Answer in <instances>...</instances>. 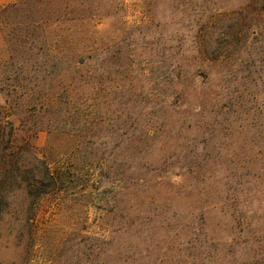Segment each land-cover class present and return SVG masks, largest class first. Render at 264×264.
Instances as JSON below:
<instances>
[{
	"label": "rangeland",
	"instance_id": "1",
	"mask_svg": "<svg viewBox=\"0 0 264 264\" xmlns=\"http://www.w3.org/2000/svg\"><path fill=\"white\" fill-rule=\"evenodd\" d=\"M18 21L59 187L30 232L7 220L0 264H264V0H36Z\"/></svg>",
	"mask_w": 264,
	"mask_h": 264
},
{
	"label": "trees",
	"instance_id": "2",
	"mask_svg": "<svg viewBox=\"0 0 264 264\" xmlns=\"http://www.w3.org/2000/svg\"><path fill=\"white\" fill-rule=\"evenodd\" d=\"M35 1L21 0L0 6V45L7 48V55L0 54V87L6 96V105L0 106V234L7 227V220L25 221L9 227L30 232L38 202L59 187L51 164L39 155L33 142L39 130L36 115L43 109L34 102L36 79L17 56L33 33L30 30L26 35L19 34L18 14L24 8L31 11ZM21 112L26 115L24 119H20Z\"/></svg>",
	"mask_w": 264,
	"mask_h": 264
},
{
	"label": "crops",
	"instance_id": "3",
	"mask_svg": "<svg viewBox=\"0 0 264 264\" xmlns=\"http://www.w3.org/2000/svg\"><path fill=\"white\" fill-rule=\"evenodd\" d=\"M15 1H18V0H0V6L8 5Z\"/></svg>",
	"mask_w": 264,
	"mask_h": 264
}]
</instances>
